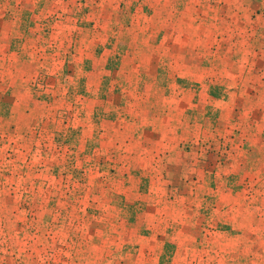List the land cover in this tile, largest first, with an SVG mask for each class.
<instances>
[{
	"label": "rangeland",
	"instance_id": "1",
	"mask_svg": "<svg viewBox=\"0 0 264 264\" xmlns=\"http://www.w3.org/2000/svg\"><path fill=\"white\" fill-rule=\"evenodd\" d=\"M185 1L0 0V264H264V42Z\"/></svg>",
	"mask_w": 264,
	"mask_h": 264
},
{
	"label": "crops",
	"instance_id": "2",
	"mask_svg": "<svg viewBox=\"0 0 264 264\" xmlns=\"http://www.w3.org/2000/svg\"><path fill=\"white\" fill-rule=\"evenodd\" d=\"M185 2L188 5L186 6V9L184 11L191 10L190 8L197 10V17L195 18L194 24H197L200 26L198 27V29H200L201 33L204 31V26L206 25V23L216 26L217 30H218L219 24L220 26H223V27L228 26V29H229V27L231 26L235 27L236 22H238L240 19H243L245 22L244 26L246 27V30L244 31V37L248 38L250 42L257 41V40L252 39L255 37L258 38L259 41L264 42V0H243L242 3H237L238 2L237 0H215V1L195 0V1H185ZM207 2L209 3V5H211L212 8L209 9L208 11L209 13L206 17L204 15V9L201 7V5ZM221 5L223 6L222 8L220 7ZM225 6L227 9H225ZM181 8L183 9L184 6L182 5ZM221 9L223 10V12L220 11ZM201 10L203 11V15H200L199 13V11ZM225 10H227L228 13L224 12ZM259 11L262 14V18H258V17L254 18L253 14L255 15ZM186 18H187L186 14L182 13L179 21L171 20V23H168L167 25H170L172 23H178V22L181 23V25H183L184 23H186L185 21ZM258 20H259V23H258L257 28L260 30V32L258 31L259 33H257V31L256 32L253 31V24L258 22ZM250 29H251V32H250ZM172 32L175 34H170V36L173 38L174 41L181 39L184 36L183 32H180V31L176 32L175 29ZM195 33H197V31H195ZM218 34L219 33H217V35ZM230 34H233V33H229V35ZM236 35H237V32H234L233 37L232 38L229 37V40L233 38L236 39L235 37ZM259 37H261V39ZM213 38H214V35L212 33L208 34V39H213ZM197 39L203 40L204 39L203 33L200 34V36L198 35ZM251 47H252V44H251ZM259 50L261 54L264 55V43L262 44ZM250 56H252V53H250Z\"/></svg>",
	"mask_w": 264,
	"mask_h": 264
}]
</instances>
